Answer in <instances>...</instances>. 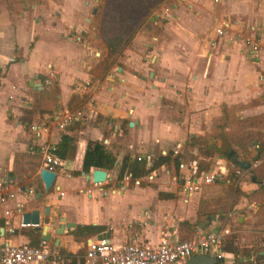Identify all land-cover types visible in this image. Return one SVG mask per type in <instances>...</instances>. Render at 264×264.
<instances>
[{"label": "crops", "instance_id": "0c3cea01", "mask_svg": "<svg viewBox=\"0 0 264 264\" xmlns=\"http://www.w3.org/2000/svg\"><path fill=\"white\" fill-rule=\"evenodd\" d=\"M179 1L170 5L180 24L173 39L158 41L157 37H152V40L144 37L142 46L149 53L144 54V61L130 71L126 65L134 61V55L138 53L125 47L124 59H116L98 79L88 71L91 50L87 48L90 47L74 37L83 30L80 17L89 6L87 0H47L45 6L32 2L18 12L7 7L9 0H0V182L15 190L12 198L0 202V242L35 245L41 240L40 230L20 224L21 211L32 207L39 210L40 224H48L45 225V232L49 238L45 241L71 253L79 249L83 251L84 243L90 237L99 235H105L114 242L143 244L155 243L162 233L171 238H181L182 224H174L167 219L164 215H168L170 210H165L161 204V201L163 203L174 197L160 198L148 189L149 203L143 207L139 205L135 219L119 225L108 216L101 215V195L107 193V189L115 192L116 185L118 192L125 188H137L144 193L150 186L139 185L137 181L129 187L127 175L120 180L115 179V168H104L106 178L103 184L92 182L84 176L86 172L81 173L80 170L89 139L103 143L114 154L117 163L124 153L153 159L161 149H167L173 156L172 148L182 151L187 147L184 138L187 134H200L210 129V123L220 115L221 103L242 105L235 110L239 117L264 111V0ZM183 2L189 12L181 7ZM221 24L228 33L218 35L214 32V28ZM250 27L251 30L248 29ZM246 33L253 37L255 49L240 38ZM173 41L178 44L177 47L173 46ZM38 74H43V78H39ZM52 83L57 87L55 105H35V91L49 90ZM73 94H85L80 106L82 122L74 127L59 128L57 121L66 115V110L70 111L66 105ZM173 96L184 106V110L182 107L178 109L176 120L179 122L169 121L163 108L162 99ZM32 104L35 107L28 124L21 119L22 110L31 108ZM188 118H193L192 123H186ZM128 121L132 124L129 125ZM30 124L35 126L33 130ZM240 128L246 129L247 125ZM62 132L72 136L73 147L66 157H60L61 163L54 170L53 183L45 191L38 176V170L43 165L38 144H54ZM215 141L213 146L216 151L227 144L224 138ZM166 143L172 144L165 146ZM189 150L193 153L197 151L193 147ZM182 155L185 156L183 152ZM186 156L194 158L199 168L203 167L196 158L197 153ZM213 157L206 169H215L226 161L219 153ZM167 166L173 168L172 162L151 169L153 174L150 178H154L159 170L165 176L164 182L175 183L176 187L177 183L171 177L180 170L176 172L173 168L172 171ZM74 170L79 172L73 173ZM260 180L264 184V175L260 176ZM16 186L20 187V191L16 190ZM29 187L33 189L32 195L26 194ZM240 187L247 191L255 188L253 176L250 181H243ZM36 188H41V191H35ZM165 189L159 190L173 192V196L179 192L177 201H182L180 206L195 208L198 200L196 190ZM151 195L155 196L158 204L151 203ZM16 203L21 204L20 210H16ZM44 205L49 206L47 223L43 222ZM157 205L159 209L155 210ZM4 208H10L12 214L4 215ZM236 208H227L224 213L216 209L215 219L221 222L216 223L217 220L214 222L213 219L199 228L198 221L190 230V236L223 225L226 218H233V212L240 209L239 206ZM192 213H195L194 210ZM58 216L75 225L102 224L104 228L101 230L106 233L99 231L76 240L72 235L74 225L64 226L62 233L55 234L52 227L60 222ZM237 217L241 219V216ZM180 220L193 223L195 219L183 217ZM231 240V244L223 241L222 248L225 245L239 248L236 240ZM259 243L264 247L263 241ZM256 245L253 242L243 245L246 248L238 249L235 254L224 250V257L230 264H259L262 258L256 255L259 247L254 251ZM259 252L264 253V250ZM59 264L74 263L65 257Z\"/></svg>", "mask_w": 264, "mask_h": 264}, {"label": "rangeland", "instance_id": "374dc122", "mask_svg": "<svg viewBox=\"0 0 264 264\" xmlns=\"http://www.w3.org/2000/svg\"><path fill=\"white\" fill-rule=\"evenodd\" d=\"M7 1V0H6ZM13 1V0H12ZM47 0H20L19 4H17L15 7V11H20L21 9H25L24 5H28L29 3L36 2L39 4H43L45 6ZM57 1V0H55ZM88 8L86 11H82L81 15V25L82 32L79 33L77 41L83 42L84 45L89 46L90 48H87V50H91V61L88 63L87 67L88 70H92V72L96 75L98 72L100 73L102 71L101 64H99V61L104 56L105 48L102 41V36L107 32L108 25L112 24V20L114 19V16L116 14V11L114 10V5H108L105 6L104 4L108 1L103 0H87ZM183 1V0H182ZM206 1L207 3L213 2L212 0H202ZM117 2L122 3L121 1L117 0ZM116 2V3H117ZM124 4H122L124 7H121V11L125 19L127 18V21L124 23L127 27V23L130 22V20H133L138 15V11L141 12V9L143 7V4L145 5V1L141 0H130L129 2L123 1ZM180 3L179 0H157L152 5H150L146 10V14L142 17H140V20L135 27V30L133 31V34L127 42V44L123 47L121 52H119V55L116 57L118 60L124 59L125 55L123 54L124 48H132L135 50V52L138 53V55H134V61H129V64L126 65V68L128 71L132 68H136L138 66V63L143 60V55L148 54L149 50L144 48L142 46V43L145 39L150 40L152 37H157V40H169L173 39L176 35L175 33L179 30L180 24L177 18L175 17V12L173 11L172 7L170 5L172 3ZM9 4V3H8ZM114 4V3H111ZM183 9H185L186 12H189L186 6V3L183 2V5L181 6ZM95 8V11H97L96 14L92 13V9ZM133 17L130 19V17ZM140 16V15H139ZM138 16V17H139ZM83 17H86L84 19ZM129 27H132V24L129 25ZM76 36V35H75ZM74 36V37H75ZM133 36H135V40L132 41ZM73 37V38H74ZM155 39V38H153ZM152 40V39H151ZM197 40V39H196ZM202 41L203 39H199ZM156 44V43H154ZM159 45V42L157 43V46ZM173 46L177 47L178 44L174 43ZM139 47H142L141 50ZM115 59V60H116ZM135 66V67H134ZM106 73V72H105ZM104 73V74H105ZM103 74V75H104ZM103 75L100 77V79L103 77ZM94 76V75H93ZM95 77V76H94ZM85 95V94H84ZM185 97V94H184ZM163 108L167 112V118L169 121H177L179 112L178 109L180 107L183 108L184 106L182 103L177 102L173 97L163 98ZM82 105V101L75 102L69 107V110L73 112L78 108L80 110V106ZM190 112H188V115H190ZM183 115V114H182ZM99 119V118H98ZM193 118L186 119V123H192ZM211 122V121H210ZM214 121L210 123V126L213 124ZM209 123V122H208ZM207 123V124H208ZM210 129L204 130V133L209 132ZM169 134V133H168ZM203 134V133H200ZM189 136L187 134L184 138L186 139ZM169 137V136H168ZM217 139V138H216ZM216 139H209L207 142L210 144L211 149L214 150L211 155H205L202 151L197 149L195 153L190 152V145H187V147L182 148V152L185 156L183 158L186 159V155H193L197 153L196 158L200 160V167L209 166L212 163L213 156L215 153H217L216 149L213 146V143H215ZM172 143H166L165 146H171ZM250 146V147H249ZM249 147V148H248ZM157 153V150H156ZM240 157H242V160L249 161V166L244 169L243 173L238 177L236 183V176H234L233 171L231 173L232 178V184L229 185L224 180H215L214 182L210 183H200V186L198 189H196V198L197 203L195 208L193 207V210L195 213H192V209L182 205V201H177V199L180 197L179 192L173 196L174 198H170L169 200H165V202L161 204L165 207V210H170L166 218L170 219L171 221L175 223L179 222L178 220L183 217H188L190 219L198 218L200 220L204 219L203 217V211H214L213 213L216 215V209L218 210H227L229 207V201L230 196L227 194V190L229 186H236L238 189L243 190L240 187V184H242L243 181H250V178L252 176L260 177L264 175V151L260 154H257V147L251 148V144L246 145L244 148L239 149ZM226 164H228V161H225ZM230 165V164H229ZM169 167L170 170L174 171L172 167ZM232 166L230 165L229 168ZM231 170V169H229ZM175 173V172H174ZM176 177H180V174H182L180 171L175 173ZM174 174V175H175ZM171 175V174H170ZM165 176L159 171H156V176L154 178H148L147 176H142L138 180L140 181L139 185H147L150 186L147 187L146 193L142 192V190H138L135 188L134 190L130 188H125L122 190V192H118L117 185L115 192H110L109 189H107V193L102 194L101 200V215L108 216L111 221L116 222L120 225V223L129 222L131 219H135L137 217V211L140 209L139 205L141 204L146 205L145 203H149L148 198V189L149 192L152 194L159 189H165V187L168 188V190H172L175 188L176 190H179L178 184L176 187L174 186L175 183L170 182H164ZM138 181V182H139ZM128 186L131 187L135 184H137L135 181L128 182ZM166 183V186H165ZM100 184H103L100 183ZM167 190V189H165ZM264 191V190H263ZM151 203L154 205L157 201L154 195H151ZM236 202L233 203V205L230 207V209L238 208L239 210L234 211L233 215L234 217H230L227 222L223 225L227 226L230 229V234L225 238V243L231 244L232 238H234V241L240 245L239 250H243V245L254 243L258 244L255 246L254 251L258 247H262V244L260 245L259 242H264V192L262 194H258L255 197H248L246 195L239 196L236 200ZM158 204V202H157ZM159 203V205L161 206ZM248 204V205H247ZM162 206V207H163ZM159 209V206L157 205L155 207V210ZM236 208V209H237ZM142 209V208H141ZM163 209V210H164ZM176 210V212H175ZM166 214V213H164ZM139 216V215H138ZM237 216H241V219H239ZM220 223L221 221L216 218L214 219V222ZM104 226V225H103ZM182 234L181 238H187L190 237L191 231L188 226L181 225ZM101 230L100 232H102ZM104 232V231H103ZM106 233V232H104ZM105 236V235H103ZM244 253V252H243Z\"/></svg>", "mask_w": 264, "mask_h": 264}, {"label": "trees", "instance_id": "16d2710c", "mask_svg": "<svg viewBox=\"0 0 264 264\" xmlns=\"http://www.w3.org/2000/svg\"><path fill=\"white\" fill-rule=\"evenodd\" d=\"M38 1V0H36ZM108 1L104 5L108 6L114 5V10L116 14L114 19L112 20V24L108 25L107 32L102 36L103 45L105 48L104 56L99 61L101 64L102 71L97 73L96 75L92 72V70H88L91 75H94L95 78L100 79V77L108 70L115 63L116 57L119 55V52L123 49V47L127 44L130 40L135 27L137 26L140 17L144 16L147 12V8L152 5L157 0H141L145 1V5L141 9V12L138 11V15L135 19L130 20L127 23V27L125 26V22L127 18L122 14L121 7H124L123 1L129 2L130 0H119L122 3L117 2V0H103ZM20 0H9V4L7 7L14 11L16 10L14 6L19 4ZM117 2V3H116ZM114 3V4H111ZM94 12V13H93ZM93 14H96L95 8L92 10ZM140 15V16H139ZM139 16V17H138ZM130 17V16H129ZM133 17H130L132 19ZM132 24L130 28L129 25ZM93 76V77H94ZM35 97L33 99L34 104L38 106H44L43 104L49 107L50 105H55V94L57 92V87L54 83L51 84L50 89H40L35 91ZM85 95L79 96V94H73L69 100L67 101V107L69 108L72 104L78 101H82ZM41 104V105H40ZM242 105H226L225 103L220 104V115L214 120L213 124L210 126L209 132H203V134H192L189 135L185 143L190 145L193 148L199 149L205 155H211L214 150L211 149L210 144L207 142L209 139H225L227 144L226 146L217 151L222 158L226 161L229 160L228 164L224 162L226 167V179L228 184H232L231 173L234 167L237 165L236 161L232 159V156H235L237 159L242 160L240 157L239 149L244 148L246 145L252 144L255 140L257 144V154H260L264 151V111L261 113L248 115L244 117H239L235 114V110L241 107ZM35 106H31V108H23L22 110V117L21 119L29 124L30 122V114ZM83 115L79 114L77 116H73L71 120L65 125L66 127H74L77 123L80 124L82 122ZM121 122L125 123V119H120ZM243 125H247L246 129H241L240 127ZM64 126V127H65ZM229 126V128L225 129L224 127ZM259 126V127H257ZM73 138L69 134L62 132L59 136V139L56 143L53 144V152L55 155L64 158L66 157L68 151L73 147L72 145ZM232 150V153L229 154L228 151ZM178 158L179 154L171 156L170 153L167 154H158L153 159L150 165H146L145 156L140 154H130L124 153L122 154L119 162H115V156L112 152L107 149L103 143L96 139H89L86 142L82 160H81V168L80 170L87 172L90 166L93 167H101L105 169H113L115 168V179L120 180L123 176L127 175L128 182H133L135 179H139L142 176L146 175L151 169L157 167L160 164H165L166 162H172L174 170L178 171ZM245 161V160H243ZM232 166L229 168L230 165ZM56 168V167H55ZM199 168V167H198ZM206 167L199 168L200 170H206ZM231 169V170H229ZM78 171H73V173H78ZM253 180L256 182V187L252 190H240L236 186L232 187L229 186L227 190V194L230 196L229 207L230 208L235 200L241 196L246 195L248 197H255L258 194H262L264 191V184L261 182L260 177L253 176ZM139 181V180H138ZM140 183V181L138 182ZM35 191H41V188H36ZM157 196L160 198H170L173 197V192H166L162 190H158L156 192ZM219 212L224 213L226 210H218ZM214 211H203V218L205 219L206 215L212 214ZM229 218L225 219V223ZM200 221V219L195 218L192 222H188L187 220H180L179 225H186L192 231L193 226ZM1 224V223H0ZM104 226L102 224H92V223H84V224H76L72 230L73 238L76 240H80L85 236H90L95 234ZM184 239V238H179ZM63 254L64 258L68 257L69 261L74 264H83L82 259L80 258V254L82 253V249H79L75 253H71L65 251L63 249H59ZM223 250L230 251L231 253L235 254L238 250L236 246H223ZM264 250V247L260 246L256 251V255L262 258L259 264H264V253H260L259 251Z\"/></svg>", "mask_w": 264, "mask_h": 264}, {"label": "built area", "instance_id": "2783aa9c", "mask_svg": "<svg viewBox=\"0 0 264 264\" xmlns=\"http://www.w3.org/2000/svg\"><path fill=\"white\" fill-rule=\"evenodd\" d=\"M251 28L248 29L251 30ZM214 32L218 35L228 33L224 28V24L215 27ZM77 38L78 36H75V39ZM240 38L244 43H249L252 48H256V43L249 34H241ZM79 114L81 112L78 109L73 112L66 110V115L57 121V127L62 128L73 116ZM30 128L33 130L35 126L30 124ZM253 147H256L255 143L251 144V148ZM53 148V144H38L42 167L54 171L55 167L61 163V158L54 154ZM167 153V149L159 151V154L165 155ZM171 153L173 155L179 154L178 169L182 174H180V177L173 174L171 178L178 184V189L183 192L198 189L200 183L224 180L226 176V167L222 163L218 164L215 169L200 170L196 160L192 157L183 158L182 151L178 148H172ZM145 162L146 165H150L152 162L151 157L145 156ZM243 171L244 169L238 165L234 167L235 183ZM152 174L153 170L146 176L150 178ZM137 181L135 179V182ZM15 188L20 191L19 186ZM14 192L15 190L9 188L5 182H0V202L12 198ZM26 194L32 195L33 189L27 188ZM15 207L16 210H20L21 204L16 203ZM3 214L9 216L12 214V210L4 208ZM20 224L25 225L21 222ZM229 234L230 229L227 226L218 225L199 231L184 239L171 238L167 233H162L153 244L134 241L114 242L107 236L99 235L90 237L84 243V250L80 254V258L83 264H184L189 256L202 253L213 257L214 261L211 264H230L225 259L222 248L223 241ZM63 258L64 254L44 239H41L35 245L0 242V264H59L63 261Z\"/></svg>", "mask_w": 264, "mask_h": 264}, {"label": "water", "instance_id": "95a60500", "mask_svg": "<svg viewBox=\"0 0 264 264\" xmlns=\"http://www.w3.org/2000/svg\"><path fill=\"white\" fill-rule=\"evenodd\" d=\"M38 77L42 79L43 74H38ZM35 86H36V83H35ZM128 124L131 125L132 122L128 121ZM253 143H255V141H253ZM228 153L231 154L232 150H229ZM232 159L235 160L237 165L243 169L247 168L250 164L249 161L239 160L235 156H232ZM81 173H83L82 170H81ZM38 176L42 182L43 189L45 191L49 190V188L51 187L53 183L54 177H55V171L49 170L45 167H40L38 170ZM84 176L86 178H90L91 181L94 183L102 182L106 178V170L101 167H92L89 169L88 172L84 173ZM38 195H39V192L35 195V197H37ZM48 209H49L48 205L43 206L42 213H43V216L45 217L43 218L44 223H47V221L49 220L47 216ZM38 214H39V210L36 207L22 210L20 213V222L25 225H30L31 228L35 230H40L41 231L40 239L47 240L49 238V234L45 232V225L48 226V224H40ZM215 217L216 216L213 213L206 215L204 220H201L197 223V227L201 228V227L206 226L207 224L210 223L211 220L215 219ZM57 219L60 222L57 224V226L52 227V230L55 234L62 233L64 226L74 227L75 225V223L72 221H65L62 216H58ZM54 242L55 244L57 243V238L55 239ZM213 261H214L213 257L210 255L196 253V254L189 256L185 260L184 264H211L213 263Z\"/></svg>", "mask_w": 264, "mask_h": 264}]
</instances>
